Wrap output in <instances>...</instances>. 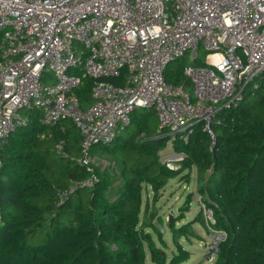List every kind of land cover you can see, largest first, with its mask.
<instances>
[{
    "label": "built area",
    "instance_id": "obj_1",
    "mask_svg": "<svg viewBox=\"0 0 264 264\" xmlns=\"http://www.w3.org/2000/svg\"><path fill=\"white\" fill-rule=\"evenodd\" d=\"M202 49V66H184L192 91L166 82L173 63H197ZM123 71V86L105 81ZM86 77L94 80L93 103L82 109L75 91ZM260 79L264 0H0V170L3 146L30 125L31 111L42 112L46 125L70 121L77 127L84 166L95 146L111 145L131 126L137 109L154 111L156 138L172 142H187L203 124L213 152L218 112L239 107L247 91L259 89ZM64 146L59 143L57 151ZM184 158L180 154L174 162ZM96 183L93 176L82 185ZM194 196L217 252L226 234L210 229L213 212L197 189Z\"/></svg>",
    "mask_w": 264,
    "mask_h": 264
},
{
    "label": "trees",
    "instance_id": "obj_2",
    "mask_svg": "<svg viewBox=\"0 0 264 264\" xmlns=\"http://www.w3.org/2000/svg\"><path fill=\"white\" fill-rule=\"evenodd\" d=\"M184 66L173 63L166 82L188 87ZM125 75L105 81L123 86ZM258 82L259 89L247 91L239 107L218 112L213 152L203 124L187 142L176 138L175 151L185 156L180 167L161 161L171 139L156 138L160 124L154 111L147 116L155 119V129L147 117L134 116L131 138L118 136L91 150L115 158L124 180L116 191L109 173L81 164L82 137L72 122L46 125L42 112H29L30 125L11 134L1 150L0 264H147V250L152 264H182L190 253L179 241L193 233L192 225L179 228L174 222L172 240L179 251L169 257L151 235L167 248L158 227L164 222L147 201L144 205L143 193L152 192L155 204L170 180L189 184L193 172L197 194L213 212L210 229L226 234L213 264H264V79ZM93 86L86 77L75 91L82 109L93 103ZM59 143L65 144L60 153ZM93 176L94 187L82 185ZM194 222L206 225L202 209Z\"/></svg>",
    "mask_w": 264,
    "mask_h": 264
},
{
    "label": "rangeland",
    "instance_id": "obj_3",
    "mask_svg": "<svg viewBox=\"0 0 264 264\" xmlns=\"http://www.w3.org/2000/svg\"><path fill=\"white\" fill-rule=\"evenodd\" d=\"M198 62L194 63L192 59L181 60L184 62V64L189 66H202L205 63L206 60V52L204 49L201 50L200 56L198 58ZM181 62H179L180 64ZM173 67H169L168 72ZM167 72V75H168ZM169 76V75H168ZM170 78V76H169ZM259 81V80H257ZM171 83L170 81H168ZM252 89V88H251ZM249 88V91L251 90ZM189 91H192V87H188ZM26 114H28L26 112ZM145 116L148 118L149 123L152 124V128L155 129V119L152 116H147L148 111L145 109H137L132 114V119L134 116ZM157 118V117H156ZM158 120V118H157ZM133 126H130L124 133H120L119 136L124 137L125 139L131 138L133 134H135V128ZM164 135H170L171 131L170 129H163L161 130ZM157 134L160 133V130L156 131ZM170 141L168 142L167 147L160 152L161 161H169L170 167H180L175 160H177V157H179L180 153H177L174 148V142H172V139L170 137ZM115 158H113L110 155L106 154H91L89 155L88 163L89 166L98 169L101 173H109L111 177V186L110 188L113 191L118 190L124 183V180L122 177H119L120 175V168L118 164L115 162ZM194 173V172H193ZM192 173V180L189 184L182 183V181L178 179L170 180L166 188L161 192L160 196L155 200V204H153V194L152 192H144L143 193V203L145 205L146 201L149 203L150 210H156L158 217L163 220V225L166 224V221L168 219L169 214L171 211H177L182 204L184 203L187 195L193 194V192L196 191V178L197 176ZM155 205V207H154ZM144 207V206H143ZM201 211V208L199 206L198 201L196 200V197L193 196V200L190 206V211L184 215V218L180 219L178 218V214H176V218L174 219V222H176V226L181 228L183 226L192 225V231L193 233H190L189 237L180 239L179 243L180 245L187 250L190 253V258L188 261L182 263V264H213L214 258H212V261L206 260L205 256L208 252V245L210 244V241L212 239L211 232L207 228L206 225H202L201 223H195L194 221L197 220L199 217V213ZM157 223V222H156ZM151 235L158 245V247L164 249L169 257H172L173 253H178L179 249L177 246L173 243L172 240V232L171 230L166 229L164 233H162V239L164 243L168 246L167 248L164 247L161 244V240L158 238V236L151 231ZM147 264L151 263V257L150 253L147 250Z\"/></svg>",
    "mask_w": 264,
    "mask_h": 264
},
{
    "label": "water",
    "instance_id": "obj_4",
    "mask_svg": "<svg viewBox=\"0 0 264 264\" xmlns=\"http://www.w3.org/2000/svg\"><path fill=\"white\" fill-rule=\"evenodd\" d=\"M192 200H193V194L187 195L182 206L179 209H177V211H173V210L171 211L166 221V224L165 225L160 224L158 226L162 233H164L166 229L171 230L173 228L176 214L185 215L190 211ZM214 248H216V245H208V252L206 253L205 256L206 260L212 261L213 256L216 254Z\"/></svg>",
    "mask_w": 264,
    "mask_h": 264
},
{
    "label": "clouds",
    "instance_id": "obj_5",
    "mask_svg": "<svg viewBox=\"0 0 264 264\" xmlns=\"http://www.w3.org/2000/svg\"><path fill=\"white\" fill-rule=\"evenodd\" d=\"M196 189H197V187H196ZM193 196H194V192H193ZM210 245V244H209Z\"/></svg>",
    "mask_w": 264,
    "mask_h": 264
},
{
    "label": "crops",
    "instance_id": "obj_6",
    "mask_svg": "<svg viewBox=\"0 0 264 264\" xmlns=\"http://www.w3.org/2000/svg\"><path fill=\"white\" fill-rule=\"evenodd\" d=\"M193 174H195V175H196V172H194Z\"/></svg>",
    "mask_w": 264,
    "mask_h": 264
}]
</instances>
